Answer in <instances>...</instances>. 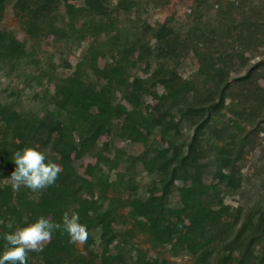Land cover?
Wrapping results in <instances>:
<instances>
[{"label":"trees","instance_id":"1","mask_svg":"<svg viewBox=\"0 0 264 264\" xmlns=\"http://www.w3.org/2000/svg\"><path fill=\"white\" fill-rule=\"evenodd\" d=\"M162 1L0 0V25L12 7L32 41L0 28V64L38 82L39 108L29 113L22 96L13 106L0 91V254L5 233L41 215L60 222L71 209L87 226L85 249L56 232L42 252L28 253V264H157L154 249L186 253L196 264L249 263L264 223L251 213L242 221L225 200L243 192L241 161L264 126V60L234 81L231 73L237 59L246 65L264 47V0H194L186 23L149 28L145 17ZM87 38L96 43L75 66L60 52L58 64L38 59L42 43L54 39L67 52ZM189 55L202 68L183 77L175 63ZM160 79L166 98L151 105L144 93ZM221 113L234 116L231 127ZM122 143L142 152L131 157ZM26 147L65 166L42 192L1 185L15 170L13 154ZM85 159L92 167L81 172ZM134 233L149 250L131 243ZM252 264H264V245Z\"/></svg>","mask_w":264,"mask_h":264},{"label":"rangeland","instance_id":"2","mask_svg":"<svg viewBox=\"0 0 264 264\" xmlns=\"http://www.w3.org/2000/svg\"><path fill=\"white\" fill-rule=\"evenodd\" d=\"M194 7V0H163L160 7L152 6L149 14L145 17L147 19V25L149 28H154L158 24L165 22L175 23L176 25L184 24L188 20V15L190 14L192 8ZM12 7L8 8L5 12V17L0 25V28L3 30L14 31L15 36L19 37L21 41L27 39V36L23 32L21 22L18 17L12 12ZM28 46L31 45L32 41L27 39ZM96 41L94 39L87 38L82 41L77 47H69L68 51L63 52L59 46L60 43L57 42V46L60 49H57L54 44V39L50 42L42 43L41 46H37V56L40 61L48 62L49 59H53L57 64L60 62V53L65 56L66 59L72 64L76 65L81 59L82 54L89 48V46H94ZM62 51V52H61ZM60 52V53H59ZM264 60V47H260L253 55L248 54V63L245 65L240 59L235 61L236 71L231 73V80L234 81L237 77L243 76L246 74L248 69L252 66H255L258 62ZM179 72L183 77H190L195 72L199 71L202 66L191 56L185 58H180L175 63ZM104 65V62L101 61V66ZM138 65V64H135ZM22 69V68H21ZM15 72H11L7 67L0 64V91L2 94H5L8 97L2 96L1 99L7 98L8 102L11 105H18L17 98L21 97L20 103L29 113H38L37 103L34 102L35 93H37L38 82L34 80L31 84L27 83V80L21 74V71L18 69ZM205 72L207 70H204ZM59 75H66L68 70L59 68ZM143 75L141 70L133 68L131 75ZM29 80V79H28ZM46 84V82H45ZM260 85L264 87V79L260 78ZM25 88L26 91H25ZM52 90L55 89V85L52 84ZM23 90L25 93H23ZM146 102L151 105H156L161 103L166 98L164 79L152 84L149 91L144 93ZM5 100V99H4ZM37 107V108H35ZM36 109V110H35ZM225 113V112H224ZM224 120L225 128L232 124V119L234 116L230 113L225 114L221 113ZM231 127V126H230ZM259 131V136L255 139V147L251 153L245 154L244 160L241 161L242 166V175H243V192L235 197H228L225 200V204L231 207V213H236L238 209L241 214V220L244 221L245 216L248 213L252 214L253 219L257 220L259 223H264V126ZM106 140L105 135L102 138V142ZM120 147H125V151L131 157L138 156L142 152V147L139 144H119ZM83 163H80L79 167L81 172L92 167L90 161L85 159L82 160ZM61 173H64L65 166H61ZM211 175V172H210ZM212 181L211 177H206L202 181ZM3 187L10 185V182L7 179H3L1 182ZM180 185V184H178ZM11 186V185H10ZM140 206V204H138ZM119 211L124 217H128L129 209L120 208ZM128 214V215H127ZM261 215V216H259ZM125 219V218H124ZM228 223H232V215L227 217ZM264 227V226H263ZM263 238V239H262ZM256 241L252 247V253L250 261L247 264H252L258 255H260L263 245H264V232L263 237ZM95 242H98V235H94ZM131 243L139 249H148L149 243L147 238L144 235L139 233H134L131 238H129ZM185 239V238H184ZM78 251H83L85 249L86 242L83 244H75ZM85 252V251H84ZM152 260H156L157 264H196V259L192 256H188L186 253H181L178 256H174L170 250L164 249H154L149 254ZM214 264V263H213ZM231 264H237L236 262Z\"/></svg>","mask_w":264,"mask_h":264},{"label":"clouds","instance_id":"3","mask_svg":"<svg viewBox=\"0 0 264 264\" xmlns=\"http://www.w3.org/2000/svg\"><path fill=\"white\" fill-rule=\"evenodd\" d=\"M12 161L16 167L7 180L14 191H19L23 186L33 193L42 192L55 184L62 171L58 164L50 160L46 162L45 153L33 147L16 151ZM7 227L12 228V224L9 223ZM56 232L66 234L72 244L85 243L89 235L87 226L80 223L78 213L71 209L63 213L60 222H53L41 215L36 222L4 234L0 264H28V253L42 252Z\"/></svg>","mask_w":264,"mask_h":264}]
</instances>
